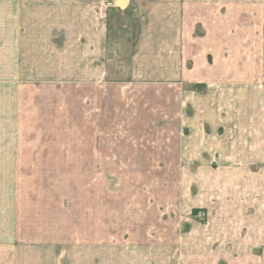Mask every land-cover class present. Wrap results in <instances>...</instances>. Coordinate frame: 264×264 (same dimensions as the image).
<instances>
[{
    "label": "rangeland",
    "instance_id": "374dc122",
    "mask_svg": "<svg viewBox=\"0 0 264 264\" xmlns=\"http://www.w3.org/2000/svg\"><path fill=\"white\" fill-rule=\"evenodd\" d=\"M27 1L0 0L23 238L57 264H264V0L184 6L175 37L172 7L125 0L106 44L100 5Z\"/></svg>",
    "mask_w": 264,
    "mask_h": 264
},
{
    "label": "crops",
    "instance_id": "0c3cea01",
    "mask_svg": "<svg viewBox=\"0 0 264 264\" xmlns=\"http://www.w3.org/2000/svg\"><path fill=\"white\" fill-rule=\"evenodd\" d=\"M103 0H34L27 1L24 4L40 5V6H85L88 4L101 5ZM134 5L154 6L165 4L172 7L173 23L167 26L169 33L175 37L179 35L180 26L177 27L176 22L182 19L190 12L184 11V6H206L215 3V0H132ZM127 7V6H126ZM99 7L96 10V16L102 26H105L106 31L102 33V44H106L107 40V23L116 17L107 15L103 17L99 13ZM182 17V18H181ZM98 23V24H99ZM98 29L100 24L98 25ZM95 29V26L93 27ZM58 31V29H57ZM91 31V30H90ZM95 31V30H92ZM100 30L98 31V33ZM79 35V34H78ZM100 33V36H102ZM91 37V34H89ZM94 37V36H92ZM103 52V51H102ZM107 49L104 50V54ZM109 58V57H108ZM111 59H107L108 62ZM105 68V67H103ZM17 80H2L0 79V264H57L56 252L53 249H47L45 242L37 241L32 243L30 239L23 238V233L20 230V213H19V198L21 190L16 187V182H19L21 173L17 170V166L23 163L20 149L22 147L16 143L13 129H21L20 111L18 109V101L16 103V84ZM7 86H13L11 88ZM19 91V89H18ZM17 104V106H16ZM8 131L11 133L9 134ZM18 198V201H17ZM58 257V256H57Z\"/></svg>",
    "mask_w": 264,
    "mask_h": 264
},
{
    "label": "built area",
    "instance_id": "2783aa9c",
    "mask_svg": "<svg viewBox=\"0 0 264 264\" xmlns=\"http://www.w3.org/2000/svg\"><path fill=\"white\" fill-rule=\"evenodd\" d=\"M125 0H103L100 5V13L103 17L107 15V12L109 8L115 7V8H126V5H124Z\"/></svg>",
    "mask_w": 264,
    "mask_h": 264
}]
</instances>
